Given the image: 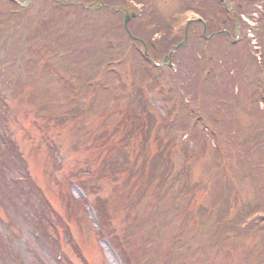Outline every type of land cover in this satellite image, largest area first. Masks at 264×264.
<instances>
[{
    "label": "rangeland",
    "instance_id": "obj_1",
    "mask_svg": "<svg viewBox=\"0 0 264 264\" xmlns=\"http://www.w3.org/2000/svg\"><path fill=\"white\" fill-rule=\"evenodd\" d=\"M249 1L250 15H245L254 37L247 32L230 44L227 36L217 35L206 52L211 57L206 80L194 85L186 76L188 94L179 104L169 71L164 69L152 82L143 72L142 45L128 41L113 24L117 15L106 9L82 10L55 0H34L16 20L0 23L8 36L0 42V264H56L51 247L55 234L66 264H124L123 256L128 264H169L174 255L172 264H264V229L252 227L250 219L258 208L259 223H264V109L256 91L264 87V0ZM181 4L139 0L132 5L142 10L148 6L158 19L180 10ZM8 6L0 0V17ZM194 16L181 13L177 22L183 25ZM153 17L147 14L130 23L136 28L138 23L153 22ZM196 31L181 54L183 65L202 41ZM71 38L81 41L74 46L68 42ZM12 49L17 55L9 75L4 67ZM217 50L224 60L220 65L213 54ZM196 54L200 60V51ZM80 55L87 62L76 67L73 56ZM223 65L227 69H221ZM84 80L92 83L84 87ZM203 88L208 90L207 101H200L196 91ZM144 98L148 103L141 106L139 100ZM130 99L135 113L143 112V107L149 110L150 116L141 114L146 153L156 148L150 138L159 137L172 163L166 177L160 178L158 158L154 180L141 189L140 202L125 209L119 196L134 182H126V166L144 137L131 135L116 145L126 129L113 132L108 141L115 145L109 151L103 146L100 150L96 139L110 133ZM198 106L208 121H195L190 127L192 110ZM212 128L225 142L220 155L209 135ZM51 144L57 149L55 157L48 150ZM3 154L8 156L5 162ZM111 162L121 165L113 169ZM207 179L208 189L186 193L188 186ZM69 180L77 183L65 189ZM157 180H162L158 188ZM62 192L78 203L99 198L105 204L108 235H95L96 212L85 202L78 214L70 215L68 236L61 228H51L55 216L63 219L68 214ZM184 215L185 230L176 239ZM237 223L238 231L233 230ZM69 236L80 256L70 246Z\"/></svg>",
    "mask_w": 264,
    "mask_h": 264
},
{
    "label": "trees",
    "instance_id": "obj_2",
    "mask_svg": "<svg viewBox=\"0 0 264 264\" xmlns=\"http://www.w3.org/2000/svg\"><path fill=\"white\" fill-rule=\"evenodd\" d=\"M7 3L9 4V9H7V11L5 12V15L3 17H0V23L6 21L8 18H12L15 16L18 17L19 14H21L22 11L18 10V4L15 3L13 0H6ZM22 2H26L28 0H20ZM87 1H93L96 2L98 0H86ZM104 3H108V4H114L116 5L117 2L113 1V0H101ZM233 2V7L236 10V16L233 14H230L227 9L224 7L223 3L221 0H188V8L191 9L192 11L198 13L200 16H202L206 22V27H207V33L212 32L214 30H220V29H224L227 32L226 33H219L218 35H223L224 37H228L230 40V44H236L240 38H244L245 36V30L247 28V23L245 21L242 20L241 15H245L248 14L250 15V1L246 0L243 2V0L239 1L238 0H231ZM242 3V4H241ZM17 8V9H16ZM148 14H150V17L154 16V12L150 11L148 12ZM153 14V16H152ZM156 15V14H155ZM16 20V18H15ZM153 22H142V23H138L137 27L135 28L131 23H130V29H131V33L134 36L137 37H141L146 41L147 47L149 49V51L151 52V55L154 57V59H158L157 61H161V60H165V56L166 54H168L171 50L172 47L179 41L182 39L183 37V29L181 26L179 25H173V21H174V16H167V17H159L158 19L154 16L153 17ZM237 21V23L235 22ZM153 23V24H150ZM8 25V24H7ZM10 25V24H9ZM8 25V26H9ZM194 28L199 29V32L201 30V25L199 23H195L192 24L188 30V40L187 43L180 47L179 49H177V51L175 53H173L171 55V61L173 63V66H176V69L172 68V67H167L166 65L161 66V67H155L154 65H152L155 68V73L151 72L149 70V67L147 66H143V72L146 74H150L149 77H151V81L154 82L157 80V78L159 77L160 74L163 73L164 67L169 71L170 75V80L172 82H174V90H175V94L176 96V103H180L182 102L184 99H181V97L183 98L184 96H186V94H188L186 91L187 86L184 83V78L186 76H189L191 78V80L193 81V84H197L199 81H204L207 78V74L210 71V64H211V57L210 55H208L206 52L209 48H212L214 45H212V41L213 39L217 36H213L211 37L209 40H206L202 35H201V43L198 46V50L200 51V60H198L196 58V51L195 54H193L191 56V58L187 61V63L185 65H183L181 63L182 61V52L185 51L187 49V46L189 44L190 41H193L192 36L193 35H197V31H194ZM4 28V23L0 24V42H4L5 40L8 39V36L4 34L3 31H5ZM157 33V38L153 37V34ZM2 34H4V36H2ZM239 36V38L237 39V41L234 42V38L236 36ZM15 41V40H13ZM81 41V39H69L68 42L74 46H77V43H79ZM84 42V41H83ZM14 47V46H13ZM221 50H217L215 52H213L215 60L217 61V63H220L223 60V56H218L217 53L220 52ZM73 53V52H72ZM247 51L244 52V54L242 55L243 58H247ZM11 57L10 60L5 61V63L7 64L4 68L7 69V72L10 75V72L8 70L11 69L12 63H13V59L16 57L17 52L14 51L13 49L10 53ZM74 55V54H73ZM74 58V62L77 63L76 67L79 64H83L86 63L87 61H85L86 57L85 55L82 57V55L78 56L77 59L75 56H73ZM70 60V59H69ZM222 60V61H221ZM144 61L148 64H151L152 61L145 58ZM188 65V69L185 68V66ZM227 65L224 67V65L221 67V69H227ZM223 71V70H222ZM7 73V74H8ZM99 73V72H98ZM3 74V73H2ZM224 73H221V75H223ZM80 79H82V76H80ZM182 79V80H181ZM182 81V83H180ZM89 83L87 80H84V87L87 86ZM6 88V87H5ZM206 88V87H205ZM205 88L202 89V91H200V89H197L196 91L198 93L201 94V97H199L200 101H207L208 97V90H206ZM208 88V87H207ZM228 88V87H227ZM185 92V93H184ZM141 99L143 98L142 96L140 97ZM141 99L139 100V103H141V106L145 105V102L148 103V100L145 99L143 101H141ZM182 105V104H181ZM184 105V104H183ZM144 111L143 112H138L135 113L132 109V102L131 99L127 101V104L124 106V108L122 109V118L117 120L114 124V132H116L117 130H119V128L122 125L127 124L128 128L126 129V132L119 138L118 142L119 143H124L126 142L127 139L131 138L132 136H137V137H144L143 143H141L139 149L137 150L136 153V157L135 160L132 161V163L128 166H126L127 169V175L125 177L126 182H128L129 180H134V182L132 184H130L129 188L127 187V192L124 195H120L121 198H125V202L123 207L125 209H130L131 207H134L137 203L140 202L141 197L140 195L143 193V191H141V189H147L148 185L151 184V181L154 180V176H155V169L157 167V163H158V158L161 157L160 162V166H162V168L160 169V172L158 174V176L160 178L162 177H166V173H164L165 171L169 170L171 167V158H170V153L168 151V149L161 147V143L159 141V139L161 138H156V137H151L150 140L154 141L156 144V148L155 150L150 154L146 153V137L143 135L145 133V125L143 124V121H141V118L143 116H141V114H146V116H150L149 115V110L145 109V107H143ZM194 116L196 115L197 119H200L202 122L203 121H208L206 117H203V115H201V108L200 106L197 107L196 111H194ZM57 117V116H56ZM51 117H49L48 119H50ZM113 131V130H112ZM210 135H212V137L216 140V149L217 151H222L224 149V146L221 145V143L225 144L224 141H222L221 139V134L219 132H217L215 129H211L210 130ZM101 137V136H100ZM102 137L103 140L102 142L99 144L98 142H96V146L102 150L103 148H101L103 145L104 148H109L108 151L110 150L111 147L114 148L115 143L113 141H107L108 139H110L109 134L105 133ZM149 139V137H148ZM147 139V140H148ZM107 142V143H106ZM9 149H12L13 144L9 143ZM223 152V151H222ZM146 154L147 156L145 158H143L142 161H140L141 157H143V155ZM8 159L7 157H3V161ZM139 160V162L137 163V161ZM5 162V161H4ZM121 164H117L116 162H111V166L113 169H117V167H120ZM212 179V177H211ZM210 179V180H211ZM162 180H157L156 184V188L157 185H159V183H161ZM256 181V180H255ZM209 180H205L202 183H195L192 187L188 186L186 193H192V190L194 191H199L202 189H208L206 188ZM70 185V183H66L65 189L68 188V186ZM134 189L133 194L131 193V191ZM157 191V189H155ZM155 190L153 191V195H156V193L154 194ZM62 199H64L66 197V213L67 217L66 220L68 221L69 218L71 217L70 215H75L76 213L78 214L81 210V204L80 202L78 203V201L75 200V198H72L70 196V194L68 192H62ZM71 200V201H70ZM156 211V210H155ZM154 211V214H155ZM97 216H98V221L99 223H101V230H103V232H107L108 230V222H106V213H105V209H104V205L100 202H98V208H97ZM138 218H140L141 216L138 215ZM154 220L155 217L153 216ZM62 220L57 217L56 218V222H51L53 226H55L57 224V222L59 223V225L62 227V229L64 230V233L67 234L68 232V227L65 221ZM184 221H186V215L185 218H183V221H181V227L182 224L184 223ZM238 224V223H237ZM253 226H258L259 228H264V224H262L261 226L258 224H255L252 222ZM237 227V225L235 224L233 230ZM249 228V227H248ZM100 233V232H99ZM98 233V235H99ZM244 233V231H242V234ZM70 244L72 245V249L74 250V252L80 256L81 254L79 253V249L76 247L74 241L72 239H69ZM80 254V255H79ZM123 260L125 264H128L126 260H128L127 257L123 256Z\"/></svg>",
    "mask_w": 264,
    "mask_h": 264
},
{
    "label": "water",
    "instance_id": "obj_3",
    "mask_svg": "<svg viewBox=\"0 0 264 264\" xmlns=\"http://www.w3.org/2000/svg\"><path fill=\"white\" fill-rule=\"evenodd\" d=\"M63 1H67V0H63ZM225 2H227V0H225ZM231 11H234V10L231 9ZM127 20H128V15L125 16L124 25H126ZM197 20L200 21V22H203L200 18H198ZM183 42H184V40H183L182 42H179V43L177 44V46H175L174 49H176L178 46L182 45Z\"/></svg>",
    "mask_w": 264,
    "mask_h": 264
}]
</instances>
